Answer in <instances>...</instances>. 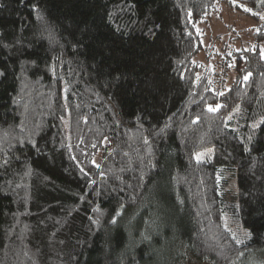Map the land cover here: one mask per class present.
<instances>
[{
	"label": "trees",
	"instance_id": "1",
	"mask_svg": "<svg viewBox=\"0 0 264 264\" xmlns=\"http://www.w3.org/2000/svg\"><path fill=\"white\" fill-rule=\"evenodd\" d=\"M262 54V0H0V264H264Z\"/></svg>",
	"mask_w": 264,
	"mask_h": 264
},
{
	"label": "rangeland",
	"instance_id": "2",
	"mask_svg": "<svg viewBox=\"0 0 264 264\" xmlns=\"http://www.w3.org/2000/svg\"><path fill=\"white\" fill-rule=\"evenodd\" d=\"M236 1V0H234ZM228 7V6H227ZM208 25L203 26L204 30V38H205V51L206 52H212L209 49L215 47H218V43L216 41L217 37L220 39L221 37V42L223 44L227 45V52H230L231 49H235L239 46L240 41L239 40H234L230 41L227 39V36L229 34H240L241 38L243 36H248V34L252 33L254 30V25L253 23L247 21L243 16H240L239 12L231 10V11H226V13H223L222 19L216 20L215 18H212V22L209 27ZM227 34V35H226ZM245 34V35H244ZM242 42H245L242 40ZM263 49V46H262ZM229 50V51H228ZM216 51V50H215ZM213 51V52H215ZM205 52V53H206ZM203 56H200V59H202ZM223 61L220 60V65L216 68L217 73L221 74L220 77L224 76L223 72L225 71V65L227 61L226 54L223 53ZM200 160H207L206 157H200L198 158ZM227 181H226V187H225V192H227V198H232L234 195V198L236 197L235 195L237 194V185H236V180L235 178H232V175L227 176ZM264 260V251L256 252L251 255L249 258V261L251 262H256V261H262ZM181 264H206V263H201L198 262L194 259H192L190 256L184 257L183 262Z\"/></svg>",
	"mask_w": 264,
	"mask_h": 264
},
{
	"label": "snow or ice",
	"instance_id": "3",
	"mask_svg": "<svg viewBox=\"0 0 264 264\" xmlns=\"http://www.w3.org/2000/svg\"><path fill=\"white\" fill-rule=\"evenodd\" d=\"M262 3H264V0H262ZM34 10L37 11V13H38L37 18L40 19V20H43V16L39 15L38 6L34 7ZM245 10L247 11V9H245ZM154 31H155V29H150V34L154 33ZM75 43H76L77 45H79V44L81 43V41H80V40H76ZM3 47H7V45H4ZM262 55H264V54H262ZM5 75H6V72L0 70V77H4ZM121 78H122V77H121L120 75H118V76L114 77L113 79H114L117 83H119V81L121 80ZM244 79L247 80V79H248V76H247V75L244 76ZM220 107H221V106H220L219 104H217V105H216V108L209 107V108H208V111H210V112H212V111H216V110L219 109ZM197 119H198V118H197ZM194 122H195V121H194ZM262 124H264V122H262ZM252 127H253L254 130H255L256 128H260L261 131H264V127H262V126L259 125V124H255V125H253ZM145 143H147V141H145ZM93 147H95V145H94ZM73 159H75V158H73ZM5 163H7V161H5ZM93 164H94L95 167H97V168L99 167V165L96 164V162H95L94 160H93ZM80 171H81L82 173H84L85 175H87V173L85 172V170H84L83 168H81ZM93 183H94V182H93ZM97 211H98V210H97L96 208H93V212H97ZM119 215H120V213L117 212V213H116V216H119ZM116 216H113L112 219L109 220V223H110V224H118V223H119V222L117 221V219H116ZM90 219H92V218H90ZM92 222L98 224V223H99V220H98V219H92ZM142 235H143V234H142ZM248 235H250V234H248ZM54 237H55V234H53V240H54ZM147 238H148L147 236H144V239H147ZM233 239L236 240L237 244H240V243H241V241H239V240L236 239L235 235H233ZM60 243L63 244L64 241H60ZM243 254H244L243 252H240V253H239V255H243ZM25 255H27V253H25Z\"/></svg>",
	"mask_w": 264,
	"mask_h": 264
}]
</instances>
